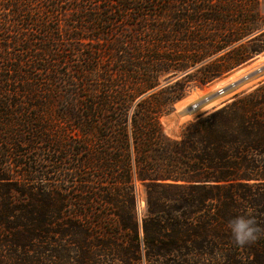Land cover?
<instances>
[{
	"label": "trees",
	"instance_id": "16d2710c",
	"mask_svg": "<svg viewBox=\"0 0 264 264\" xmlns=\"http://www.w3.org/2000/svg\"><path fill=\"white\" fill-rule=\"evenodd\" d=\"M99 1L0 0V62L11 61L0 105L53 108L65 126L46 138L49 171L0 123V264H264V234L237 247L228 229L251 212L264 230V81L178 138L161 121L191 81L205 87L264 53L260 0ZM68 2L80 17L63 32L51 23ZM61 55L71 69L49 82L23 71ZM50 173L61 184H39ZM79 175L84 196H66Z\"/></svg>",
	"mask_w": 264,
	"mask_h": 264
},
{
	"label": "rangeland",
	"instance_id": "374dc122",
	"mask_svg": "<svg viewBox=\"0 0 264 264\" xmlns=\"http://www.w3.org/2000/svg\"><path fill=\"white\" fill-rule=\"evenodd\" d=\"M85 4H88V7L94 6L100 3L99 0H83ZM71 2L65 4L63 7L59 8V10L55 11L53 16H57L58 18V23L57 21H54L51 24H59L58 26L62 28L63 32L66 31V29H72L77 25L76 20L79 19L80 16H77V14H72V11L67 9L65 11V8H70L72 6L70 5ZM260 11L264 15V0H260ZM46 18V17H45ZM261 55V56H260ZM258 55L255 59L249 61L247 64L243 65L242 67L234 70L231 72L228 76L217 79L211 84L205 86V87H200L196 81H191L190 86L192 87L188 93V95L178 102L175 106V110L161 118V121L163 123V126L165 128V131L174 138H178L181 135L183 127L191 122L195 121L201 116H205L211 111L218 109L220 107H223L224 105L232 102L235 97L239 94L242 93H248L255 89L261 82L264 81V69L262 71H258L260 68H264V53ZM263 57V58H262ZM63 58V55L59 57L56 61H52L50 63H46L44 61H32L30 58L29 64L26 65L23 68V71H27V73H30L29 75L31 77H36L38 81L41 82H49L51 78L55 77V73L62 72L67 69H71V63L66 62L63 65L58 64ZM11 61H1L0 65L1 66H7L10 65ZM253 64H258V66H254L253 70L250 72L249 77L252 79L250 82H247L244 85L234 87L231 83L235 77H239L244 70L247 69V66L253 65ZM239 72V73H238ZM5 72L2 73L3 76H5ZM236 75V76H235ZM260 75V76H259ZM259 76V77H257ZM177 77L173 78L171 81L176 80ZM247 81L246 79L240 78L238 79V82L236 83L237 85H240L241 83ZM0 84L4 85L3 88H6V84L4 81L0 80ZM9 85V84H8ZM228 85V88L226 90L227 94L223 95V98L218 99L217 97L219 95H216L215 92L220 86H225ZM10 88L17 87L19 89L20 86H15L10 84ZM2 95H5L4 92L1 93ZM209 98V100L202 101L198 108L195 110H189L190 105L195 102L198 98ZM13 99H15L13 97ZM26 100L29 101V97L26 96ZM19 110L17 111V114H13L12 112H8L7 109H4L0 105V123L3 124L4 127V133L9 134L13 132H23L29 140V144L26 146H23V153H26L29 158L32 159V157L36 156L37 159H41V162H44V166L46 169L49 171L52 170V167L55 162V158L57 157L56 154L53 153V149L50 150L49 147H47L48 141L47 137L51 138H56L59 135L60 136H65V126L63 122L60 120H57L55 115H54V109L49 108V109H44V108H38V109H44L45 111H33L31 113L28 109L19 106ZM37 114V115H36ZM27 131H30L28 133ZM39 136H42V138L45 139H40ZM57 154H60L62 156L66 155V150L65 149H60L57 151ZM52 156L54 157L53 159ZM35 157V158H36ZM51 159V161H50ZM16 171V169H15ZM57 175H53V173H50L49 176H47L44 182L39 183V184H61L62 180H60L57 177ZM83 180V177L80 175L77 176L74 180H69L67 184H69L70 187V192L66 193L68 197H83L84 194L83 192L80 191V185ZM138 200H141L144 202V204H141L140 206L138 205V214H139V219L140 217L142 218L143 216V211L145 210V198H144V191H143V186L139 183L137 186V202ZM73 203L75 201H72ZM73 203H67L68 209L67 211L73 212L75 208L73 207ZM71 206V207H70Z\"/></svg>",
	"mask_w": 264,
	"mask_h": 264
},
{
	"label": "clouds",
	"instance_id": "9594fccd",
	"mask_svg": "<svg viewBox=\"0 0 264 264\" xmlns=\"http://www.w3.org/2000/svg\"><path fill=\"white\" fill-rule=\"evenodd\" d=\"M228 229L235 246L244 247L256 242L264 230H262L251 212L237 215L228 221Z\"/></svg>",
	"mask_w": 264,
	"mask_h": 264
},
{
	"label": "bare ground",
	"instance_id": "6f19581e",
	"mask_svg": "<svg viewBox=\"0 0 264 264\" xmlns=\"http://www.w3.org/2000/svg\"><path fill=\"white\" fill-rule=\"evenodd\" d=\"M263 58V57H262ZM254 66H258V64H253V65H249V67L247 66V69L246 70H244V72L239 76V77H235V79H233V81H231V82H233L234 84H233V86L234 87H238V86H241V85H244V84H246L247 82H250L252 79H250V77H249V74H250V72L253 70V67ZM264 68H260V69H258V71H262ZM239 73V72H238ZM264 73H262L261 75H263ZM236 76V75H235ZM260 76V75H259ZM259 76H257V77H259ZM240 78H243V79H246L247 81H245V82H243V83H241L240 85H237L236 83L238 82V79H240ZM225 94H227V92H225L223 95H225ZM223 95H219L217 98L218 99H220V98H223ZM207 100H209V98H207ZM209 101H212V100H209Z\"/></svg>",
	"mask_w": 264,
	"mask_h": 264
},
{
	"label": "built area",
	"instance_id": "2783aa9c",
	"mask_svg": "<svg viewBox=\"0 0 264 264\" xmlns=\"http://www.w3.org/2000/svg\"><path fill=\"white\" fill-rule=\"evenodd\" d=\"M232 85L234 84V83H231ZM227 88H228V85H225V86H220L217 90H216V92H215V94L216 95H223L225 92H226V90H227ZM205 100H207V98H198L195 102H193L191 105H190V110H195V109H197L198 108V106H199V104L202 102V101H205Z\"/></svg>",
	"mask_w": 264,
	"mask_h": 264
},
{
	"label": "water",
	"instance_id": "95a60500",
	"mask_svg": "<svg viewBox=\"0 0 264 264\" xmlns=\"http://www.w3.org/2000/svg\"><path fill=\"white\" fill-rule=\"evenodd\" d=\"M255 34L249 36L247 39H250L254 36ZM190 110V109H189ZM141 204H144V202H142L141 200H138V205L140 206ZM140 222H142V218L140 217ZM141 228H142V225H141Z\"/></svg>",
	"mask_w": 264,
	"mask_h": 264
}]
</instances>
